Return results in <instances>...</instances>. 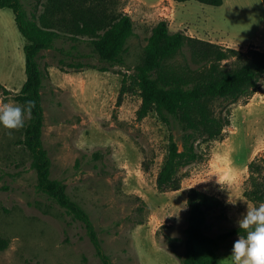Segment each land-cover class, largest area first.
<instances>
[{
  "label": "rangeland",
  "instance_id": "obj_1",
  "mask_svg": "<svg viewBox=\"0 0 264 264\" xmlns=\"http://www.w3.org/2000/svg\"><path fill=\"white\" fill-rule=\"evenodd\" d=\"M142 1L165 19L168 12L162 10L170 0ZM20 2L27 16L38 21L46 0ZM184 4L178 6L177 18L200 39L264 51V0ZM117 9L131 16L137 34L127 44L124 66L101 71L106 64L90 46L78 43L73 49L67 40L39 54L48 71L41 90L42 140L51 177L62 180L88 212L111 264H181L188 189L217 196L226 206L223 217H210V235L236 227L247 205L255 206L243 191L248 163L264 151V81L249 98L217 102L218 111H229L222 137L200 143L204 159L181 171L178 190L160 191L156 177L171 129L154 112L137 119V92L125 94L117 105L122 78L139 62L157 19L130 0H120ZM23 46L12 10L0 8V82L11 92L0 95V102L21 105L13 94L26 79ZM72 62L89 66L78 71L69 67ZM23 128L10 133L0 126V238L8 242L0 249V264H102L81 222L36 189L30 154L22 145ZM237 239H228L216 251L221 264H232L229 256Z\"/></svg>",
  "mask_w": 264,
  "mask_h": 264
},
{
  "label": "trees",
  "instance_id": "obj_2",
  "mask_svg": "<svg viewBox=\"0 0 264 264\" xmlns=\"http://www.w3.org/2000/svg\"><path fill=\"white\" fill-rule=\"evenodd\" d=\"M120 0H46L38 16L28 17L20 0H0V8L11 9L15 25L24 38L26 79L13 99L23 105L35 101L30 119L24 124L22 145L30 154V166L36 174V189L58 204L66 214L81 222L96 256L102 264H111L88 212L66 190L65 183L51 177V159L43 145V81L48 71L39 62L43 50L56 49V41L91 47L100 62L124 66L127 44L137 34L131 16L117 9ZM187 2L190 0H173ZM220 6L223 0H196ZM187 50V56L184 52ZM89 65L72 62L69 67L82 70ZM264 81V51L250 45L246 50L169 30L166 19L152 28L142 47L140 60L122 78L117 105L127 93L137 92L141 102L137 119L154 112L170 129L166 155L156 177L160 191H175L181 186V171L204 155L200 143L220 139L230 124L229 111L217 110V102L235 103L252 96ZM11 92L0 82V95ZM178 132V133H176ZM144 170L149 165L143 162ZM243 196L258 206L264 202V151L248 165ZM224 202L197 188L187 191V215L184 229V253L181 264H221L216 251L222 243L238 237V226L216 235L207 232L212 218L224 216ZM0 238V249L7 246ZM30 264H39L38 262Z\"/></svg>",
  "mask_w": 264,
  "mask_h": 264
},
{
  "label": "clouds",
  "instance_id": "obj_3",
  "mask_svg": "<svg viewBox=\"0 0 264 264\" xmlns=\"http://www.w3.org/2000/svg\"><path fill=\"white\" fill-rule=\"evenodd\" d=\"M35 101L23 105L14 102H0V126L10 133L24 127L31 118ZM239 233L234 242L230 258L232 264H264V202L258 206L247 205L245 213L237 220Z\"/></svg>",
  "mask_w": 264,
  "mask_h": 264
},
{
  "label": "crops",
  "instance_id": "obj_4",
  "mask_svg": "<svg viewBox=\"0 0 264 264\" xmlns=\"http://www.w3.org/2000/svg\"><path fill=\"white\" fill-rule=\"evenodd\" d=\"M130 1H131L132 4L136 5V7H138L143 14L152 15L154 17V19H157V20H155L153 25H155L161 19V16L159 15V13H160L159 9L154 10V9H151L152 7L151 8L150 7L147 8L144 5L142 0H130ZM184 3H186V2L181 3V2H175L173 0H170V4L165 7L166 8L165 10H162V11H167L168 12L167 16H165V19L168 21L169 30H171V31H179V30H181V31H184L185 33L189 34L190 36L201 38L195 32V30L189 29L188 27H184V25H183L184 21L183 20H178V18H177V17H179V15H177V8H178L179 5L185 6ZM162 13H164V12H162ZM143 14L141 16H144ZM164 14H166V13H164ZM152 26L150 27V29L152 28ZM182 26H183V29H181Z\"/></svg>",
  "mask_w": 264,
  "mask_h": 264
}]
</instances>
